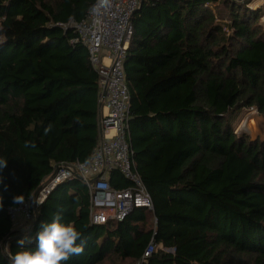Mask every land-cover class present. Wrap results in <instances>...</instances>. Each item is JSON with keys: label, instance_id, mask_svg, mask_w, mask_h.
I'll use <instances>...</instances> for the list:
<instances>
[{"label": "trees", "instance_id": "obj_1", "mask_svg": "<svg viewBox=\"0 0 264 264\" xmlns=\"http://www.w3.org/2000/svg\"><path fill=\"white\" fill-rule=\"evenodd\" d=\"M95 1L0 0V264L24 250L20 239L34 248L57 212L81 233L83 250L67 264H136L151 241L146 264H264V141L237 136L227 118L247 108L264 117V27L231 0H146L131 17L128 136L153 211L92 225L88 189L75 179L48 195L29 228L13 229V198L27 202L56 167L88 162L98 144L99 76L64 28ZM217 3L228 23L217 22ZM108 179L130 186L115 171Z\"/></svg>", "mask_w": 264, "mask_h": 264}, {"label": "built area", "instance_id": "obj_2", "mask_svg": "<svg viewBox=\"0 0 264 264\" xmlns=\"http://www.w3.org/2000/svg\"><path fill=\"white\" fill-rule=\"evenodd\" d=\"M143 1L146 0H96L80 21L64 26L73 31L75 37L71 43H80L86 49L88 61L99 76V141L88 162L56 167L39 187L32 206L29 199L16 208L8 209L13 229L17 227L14 230L29 228L34 220L35 210L44 203L48 195L60 184L75 179L81 180L88 189L89 220L92 225L121 222L134 209L153 211L151 197L136 172L129 142L130 94L123 70L133 35L131 17ZM231 1L246 3L250 10L255 6V0ZM257 1V11L260 12L264 0ZM215 8L216 4L210 6L214 16ZM105 59L108 63L104 62ZM113 171L130 184L127 189L111 188L108 175ZM155 251V245L151 241L136 264H146Z\"/></svg>", "mask_w": 264, "mask_h": 264}, {"label": "clouds", "instance_id": "obj_3", "mask_svg": "<svg viewBox=\"0 0 264 264\" xmlns=\"http://www.w3.org/2000/svg\"><path fill=\"white\" fill-rule=\"evenodd\" d=\"M217 6L215 10H217ZM7 165L8 161L0 158V173ZM4 180L5 177L0 175V185L6 191L8 186L4 183ZM13 199L15 204H22L25 201L23 195L16 196ZM3 207L4 196L0 192V210ZM80 240L81 233L71 224L65 223L62 215L57 212L52 216L50 222L40 224L35 237L34 248H25V239H20L17 242L24 250L10 255L9 264H67L72 255L79 254L83 250L82 244L78 243ZM4 250L7 251V246L4 247Z\"/></svg>", "mask_w": 264, "mask_h": 264}, {"label": "rangeland", "instance_id": "obj_4", "mask_svg": "<svg viewBox=\"0 0 264 264\" xmlns=\"http://www.w3.org/2000/svg\"><path fill=\"white\" fill-rule=\"evenodd\" d=\"M253 3H255V7L253 8V10H256L255 12H258L257 10L258 8V4L259 1L255 0ZM220 7L217 8V10H215V14L216 17L219 14V10ZM261 11L258 12L259 14V24H261L264 27V19L262 20V17H264V12L261 13L262 11H264V6L260 8ZM219 18H221L220 20H218L217 22H221V23H228V22H223V21H228L227 18V13L226 11L223 9L222 13L220 15ZM225 31H227L226 28H224ZM255 108H247V109H242L239 112H233L231 113L227 118L229 120V123L232 126V129L234 131V133L239 136H245L247 138H249L251 141H264V117L259 114L257 112V110L255 111ZM251 122L252 124V129H253V133L250 134V132L248 130H244L245 126L243 124H245V122ZM153 224H155L154 219H152ZM17 228V227H16ZM14 228V229H16ZM18 230H21L22 232L25 231V228H19Z\"/></svg>", "mask_w": 264, "mask_h": 264}, {"label": "bare ground", "instance_id": "obj_5", "mask_svg": "<svg viewBox=\"0 0 264 264\" xmlns=\"http://www.w3.org/2000/svg\"><path fill=\"white\" fill-rule=\"evenodd\" d=\"M254 7V6H253ZM245 126V129L244 130H248L250 132V134L253 133V129H252V124L251 122L247 121L245 122V124H243Z\"/></svg>", "mask_w": 264, "mask_h": 264}, {"label": "water", "instance_id": "obj_6", "mask_svg": "<svg viewBox=\"0 0 264 264\" xmlns=\"http://www.w3.org/2000/svg\"><path fill=\"white\" fill-rule=\"evenodd\" d=\"M246 3H242V4H239V5H245ZM140 7H141V5H140ZM139 7V8H140ZM138 8V9H139ZM103 97H104V93H103ZM256 111V110H255ZM40 190V188L32 195V197H31V199H30V201H29V204H30V206H32L33 205V201H34V198H35V196H36V194L38 193V191Z\"/></svg>", "mask_w": 264, "mask_h": 264}, {"label": "crops", "instance_id": "obj_7", "mask_svg": "<svg viewBox=\"0 0 264 264\" xmlns=\"http://www.w3.org/2000/svg\"><path fill=\"white\" fill-rule=\"evenodd\" d=\"M216 5H219V4H216ZM219 7H220V6H219ZM222 10H223V8L220 7V11H221V12H222ZM217 18H218V17H216V19H217ZM219 19H221V18H219ZM217 21H218V19H217ZM223 22H227V21H223ZM105 54H106V53H105ZM104 62H105V63H108L106 59L104 60ZM98 134H99V131H98ZM89 221H90V220H89Z\"/></svg>", "mask_w": 264, "mask_h": 264}]
</instances>
